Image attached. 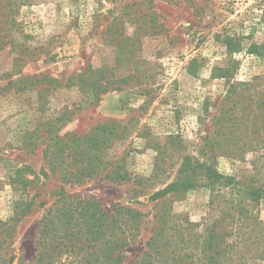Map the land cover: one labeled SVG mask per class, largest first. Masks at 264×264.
<instances>
[{
  "label": "rangeland",
  "instance_id": "1",
  "mask_svg": "<svg viewBox=\"0 0 264 264\" xmlns=\"http://www.w3.org/2000/svg\"><path fill=\"white\" fill-rule=\"evenodd\" d=\"M106 122L105 158L127 181L67 192L130 206L144 226L160 211L159 264H264V0H0V221L17 227L13 264H35L62 184L42 171L56 148L48 124L83 135ZM144 249L130 245L125 263Z\"/></svg>",
  "mask_w": 264,
  "mask_h": 264
},
{
  "label": "trees",
  "instance_id": "2",
  "mask_svg": "<svg viewBox=\"0 0 264 264\" xmlns=\"http://www.w3.org/2000/svg\"><path fill=\"white\" fill-rule=\"evenodd\" d=\"M255 51L260 53L259 48ZM48 125L50 128L45 139L53 140L56 148L49 146L44 150L45 166L42 171L48 178L50 172L62 184L54 191V200L45 208L41 217L35 264H54L64 254L79 256L77 264H106L102 261L101 254H110L108 264H126L123 254L132 244L146 247L132 264H159L166 251V241H170V238L164 236L163 223L158 224V219L162 217L160 211L153 213L152 218L157 219L155 225L144 226L145 215L130 206L113 204L112 210H108L96 199L73 195L66 190V183H83L96 176H101V180L106 178L119 183L127 181V171H119L120 167H114L105 158L115 141L110 123L99 124L93 131L83 135L77 132L61 135L58 130H53L52 123ZM104 171L107 172L102 174ZM158 195L157 193L152 197L156 198ZM46 204L45 200L40 202L42 207ZM147 228L150 235L143 242L139 237ZM16 230L17 227L8 220L0 221L1 264L14 263L16 256L9 254L8 248L14 241ZM213 232L209 234V245L212 244ZM176 251L175 248L169 250V253H173L170 259L175 262L183 258ZM212 256L214 254L210 255Z\"/></svg>",
  "mask_w": 264,
  "mask_h": 264
}]
</instances>
